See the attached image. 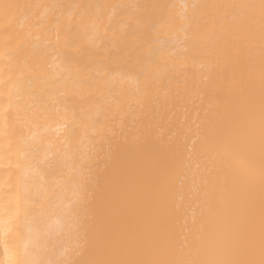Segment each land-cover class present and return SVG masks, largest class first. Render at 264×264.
<instances>
[{
	"label": "bare ground",
	"instance_id": "1",
	"mask_svg": "<svg viewBox=\"0 0 264 264\" xmlns=\"http://www.w3.org/2000/svg\"><path fill=\"white\" fill-rule=\"evenodd\" d=\"M259 3L0 0V264H67L80 243L72 181L115 129L129 139L98 174L82 264L109 257L168 163L161 143L133 137L150 111L164 134L169 120L182 119L177 96L195 102L222 59L216 34L230 36L243 6ZM221 71L226 77L227 66ZM233 88L226 122L249 102L243 86Z\"/></svg>",
	"mask_w": 264,
	"mask_h": 264
},
{
	"label": "snow or ice",
	"instance_id": "2",
	"mask_svg": "<svg viewBox=\"0 0 264 264\" xmlns=\"http://www.w3.org/2000/svg\"><path fill=\"white\" fill-rule=\"evenodd\" d=\"M243 7L231 35L216 34L222 59L202 78L196 101L191 93L177 96L182 119L169 120L164 134L150 111L133 137L161 143L168 163L102 264H264V0ZM233 85L244 87L249 102L238 119L226 122ZM128 139L110 130L100 154L81 160L72 181L80 243L67 264H82L92 242L98 174L113 147Z\"/></svg>",
	"mask_w": 264,
	"mask_h": 264
}]
</instances>
